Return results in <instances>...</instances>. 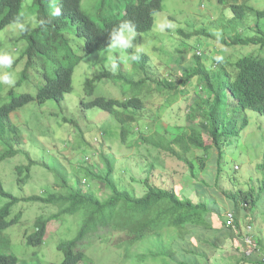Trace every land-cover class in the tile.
<instances>
[{
    "label": "trees",
    "instance_id": "1",
    "mask_svg": "<svg viewBox=\"0 0 264 264\" xmlns=\"http://www.w3.org/2000/svg\"><path fill=\"white\" fill-rule=\"evenodd\" d=\"M24 1L0 0V31L21 18ZM251 1L216 0L220 7L227 8L230 12V16L221 20L219 26H223V30H229L224 34L226 39L214 36L206 28L199 32L207 37H215L225 45L257 46L259 51H264V30L260 25V21L264 20V8L252 5ZM27 3L30 4V0ZM58 6L61 14L53 17L48 0H32L35 19H47L50 23L43 29L34 26L29 33L20 36L25 40L26 46L19 60L23 58L27 65L34 62L35 65L43 66L44 79L36 82L38 88L31 92L10 88L3 96L0 87V159L15 155L26 157V164L16 166L18 185L31 178L32 168L39 165L53 175L54 187L45 190V193L16 196L4 189L0 179V197L6 199L0 207V233L22 221L23 206L12 214L13 207L20 203H29L56 209L52 213H39L31 220V232L24 234L25 244L30 247L40 248L45 243L51 221L61 222L65 216L78 217L74 235L56 244L55 251L60 255L59 260L45 264L89 262L92 260L88 255V247L91 245L89 239L102 230L126 234L129 246L147 245L142 252L126 253V258L132 264H203L209 263L217 251L222 253L221 260L217 257L218 260L213 259L211 264H264L256 251L249 256L245 255L238 222L239 207L254 208L257 205L258 194L254 190L239 189L228 194L235 212V228H232L226 225L222 209L210 206L207 201L194 202L177 192L174 187L156 184L148 175L142 180L143 194H137L134 188L123 185L121 179L115 178L113 160L105 154L101 155L98 163L82 160L75 168L76 173L69 174L55 161L35 160L16 146L22 144V131L13 115L28 104L42 105L47 101L60 104L65 95L73 90L74 69L86 57L106 48L109 30L124 19L133 20L139 34L152 30L155 14L163 9V0H58ZM88 11L93 13V17ZM251 14L254 15V25L252 32H248L244 28L249 26L244 24ZM237 27L245 32L240 30L233 33ZM183 41V44L187 42ZM132 51L134 50H129ZM217 56L212 54V60L207 64L205 53L196 50L185 69L187 73L182 74L179 82L175 83L164 80L157 84L149 77L134 80V74L145 71L150 63V57L145 52L140 54L138 60H130V69L124 68L122 63L116 72L101 66L83 84L79 107L88 113L101 111L111 115L119 124L118 131L121 141L124 142L130 132L129 126L137 120L133 112L145 106L141 94L148 81L178 93L180 87H184L195 77L202 92L190 106L187 115L193 126L168 127L157 122L150 133L141 136V140L150 147L169 153L188 164L191 173L189 180L197 185H205L206 182L200 174L193 171V164L186 156L194 150L207 155L215 149L217 160L214 184L217 185L227 178L224 174L227 166L222 162V146L234 143L233 139L239 137L248 126L247 110L264 115V55L247 53L233 62L227 59L217 60ZM174 58L172 56L170 61L179 62V58ZM45 60L51 64L49 74ZM25 75L23 71V77ZM104 77L114 83L122 81L123 86H129L133 95L124 100L94 95L97 83ZM20 83L21 80H18L17 84ZM62 120L66 123L73 121L66 116ZM196 161L199 170L203 171L208 160L200 156ZM151 169L152 167L147 172L150 173ZM81 185L87 187V190ZM95 185L98 187L96 191L93 190ZM262 185L264 188V178ZM213 216L221 221L219 227L213 226ZM105 237L107 236L102 235V238ZM228 240L231 243L234 240L235 243L230 248L223 247ZM32 259V264H44L37 252L32 254ZM0 264H18V258L13 254L0 252Z\"/></svg>",
    "mask_w": 264,
    "mask_h": 264
},
{
    "label": "rangeland",
    "instance_id": "2",
    "mask_svg": "<svg viewBox=\"0 0 264 264\" xmlns=\"http://www.w3.org/2000/svg\"><path fill=\"white\" fill-rule=\"evenodd\" d=\"M27 2L28 0L24 1L20 19L29 23V30L20 32L16 28V23L5 27L0 31V51H7L16 57V64L14 63L9 71H13L17 82L21 80V83L19 85L16 83V86L11 89L31 92L38 88L36 82L44 78L42 65H35L34 62L27 65L23 58L19 60L20 54L26 46L25 40L20 36L29 33L30 29L34 27L35 14L32 0H30V4ZM251 4L264 8V0H252ZM88 13L93 17V13L89 11ZM229 16V10L220 7L216 0H163V9L155 14L152 30L139 34L134 40V44L142 48V52L150 57V63L146 66L145 71L134 74V80L149 77L157 84L164 80L179 82L181 75L187 73L185 69L193 59L196 50L205 53L207 64L211 62L212 54H217L222 60L227 59L229 62H233L240 55L247 53L264 55V51H259L257 46H229L219 42L215 37H207L199 32L206 28L214 36H216V32H219L220 38L226 37L224 34H227L229 30H223V26H219L220 21ZM166 22L170 23L172 27H165L161 31L160 25ZM244 25L249 26L244 28L245 31L252 32L254 15L251 14ZM260 25L264 30V20L260 21ZM240 30V27H237L233 33ZM196 32L200 34H196ZM187 35L190 37H186ZM183 40L187 42L183 44ZM107 56L108 54L104 50L97 51L76 66L73 72V90L65 95L60 104H56L54 101H47L42 105L28 104L13 115V119L19 123L22 131V144L16 146L35 160L55 161L63 166L62 168L69 174L76 173L75 168L82 160L86 159L88 163H98L101 160V155L105 154L113 160L115 178L121 179L123 185L134 188L137 194H143L142 180L148 175L150 180L156 184L174 187L177 192L189 197L194 202L207 201L210 206H217L222 209L224 216L230 212L235 213L228 196L229 193L239 189L254 190L258 194L257 205L254 208L241 209L239 207L238 222L240 230H243L248 222L252 225L255 253L262 261L264 254L260 253V247L264 248V188H262L264 115L247 110L248 126L242 130L239 137L233 139L234 143L222 146V162L227 166L224 172L227 178L221 180L217 185L214 184L217 151L214 149L204 155L201 151L194 150L187 155L186 158L193 164V171L200 174V177L206 182L205 185L193 184L189 180L191 173L188 164L169 153L160 152L150 147L141 140V136L150 133L155 127L154 123L157 124V122L161 126L167 125L168 127L193 126L187 115L190 106L202 92L196 78L193 77L184 87H180L178 93L169 91L164 86L160 88L156 83L148 81L147 87L141 94L145 106L143 109L133 112L137 120L129 126L130 132L127 139L122 142L118 131L119 124L111 115L101 111L88 113L79 107L85 81L92 78L94 72L101 66L110 70ZM172 56L175 57L174 59L179 58V62L170 61ZM45 61L46 71L49 74L51 64L48 60ZM121 63L126 69H130L132 65L130 60H122ZM212 64L215 65V63ZM23 71H25V77H23ZM0 87L3 90V96L10 89L4 85H0ZM129 89V86H123L122 81L114 83L104 77L101 82L97 83L94 95L124 100L133 95ZM63 116L73 119V121L66 123L62 120ZM194 126H197V123H194ZM1 150L2 146L0 145V152ZM200 156H204L205 160H208L203 171L199 170L196 161ZM26 160V157L21 155L0 159V179L4 189L16 196H29L34 193H45V190L48 189L51 190L54 187L53 175L39 165L32 168L31 178L21 185L17 184L16 166L21 163L26 164ZM150 167L152 169L148 173L147 170ZM81 187L87 190L84 185ZM97 189L96 185L93 186L94 191ZM5 202L6 199L0 197V207ZM22 206L24 212L22 221L0 233V252L15 255L18 258V264H32L34 252L38 253L44 264L59 260L60 255L55 251L56 244L60 240L71 238L74 235L78 217L65 216L61 222L51 221L48 224L45 243L40 248H34L26 245L24 239V234L31 232V220L39 213H52L56 209L20 203L13 207L12 214ZM220 225L221 221L213 216V226L219 227ZM102 235L107 237L102 238ZM89 241H91V245L88 247V255L92 260L80 264H132L126 258V253L142 252L147 246L145 244L129 246L126 234L113 233L108 230L97 231ZM232 243L228 240L223 247L230 248ZM221 254L217 251L216 256L211 258L209 263L203 262V264H211L213 259L214 261L218 260L217 257L220 261ZM234 259L235 257L231 261L233 262Z\"/></svg>",
    "mask_w": 264,
    "mask_h": 264
},
{
    "label": "clouds",
    "instance_id": "3",
    "mask_svg": "<svg viewBox=\"0 0 264 264\" xmlns=\"http://www.w3.org/2000/svg\"><path fill=\"white\" fill-rule=\"evenodd\" d=\"M51 8V16L58 17L61 14V9L58 6V0H48ZM50 23L47 19H34L33 26H38L41 29L45 28ZM165 27H172L170 23H163L160 25V30L163 31ZM16 28L20 32L29 30V23L22 21L20 18L16 21ZM139 35L136 23L131 19H124L118 24L113 26L108 32V43L104 52L108 54V67L111 71L115 72L122 60L136 61L140 58L142 48L134 44V40ZM215 35L219 38L220 33L216 32ZM129 52V50H133ZM103 55V53H101ZM217 60L221 57L217 56ZM16 57L7 51H0V85H5L8 88L16 86L17 78L12 69Z\"/></svg>",
    "mask_w": 264,
    "mask_h": 264
},
{
    "label": "built area",
    "instance_id": "4",
    "mask_svg": "<svg viewBox=\"0 0 264 264\" xmlns=\"http://www.w3.org/2000/svg\"><path fill=\"white\" fill-rule=\"evenodd\" d=\"M225 217H226V225L235 228L233 213L231 212L227 213ZM241 231H242L241 239L245 247V254L249 256L256 251L255 241L252 235V225L250 224V222H248L246 227L243 228V230ZM262 262H264V258Z\"/></svg>",
    "mask_w": 264,
    "mask_h": 264
},
{
    "label": "crops",
    "instance_id": "5",
    "mask_svg": "<svg viewBox=\"0 0 264 264\" xmlns=\"http://www.w3.org/2000/svg\"><path fill=\"white\" fill-rule=\"evenodd\" d=\"M259 239V238H258ZM257 239V240H258ZM255 241V240H254ZM259 243H260V240H259ZM261 248V252L260 253H262V254H264V248L263 247H260Z\"/></svg>",
    "mask_w": 264,
    "mask_h": 264
}]
</instances>
